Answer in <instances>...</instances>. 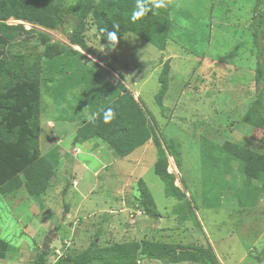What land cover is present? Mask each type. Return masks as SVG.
<instances>
[{
  "label": "rangeland",
  "instance_id": "374dc122",
  "mask_svg": "<svg viewBox=\"0 0 264 264\" xmlns=\"http://www.w3.org/2000/svg\"><path fill=\"white\" fill-rule=\"evenodd\" d=\"M53 1L62 6L74 2ZM255 8L256 0H175L170 5V39L163 51L133 33L123 35L122 45L106 49L95 27L87 24L89 54L80 49L85 55L83 63L97 70V86L104 91L116 95L117 84L125 85L153 117L162 138L179 142L180 166L169 157L167 170L175 174V184L192 209L189 213L184 206L178 212L176 206L181 202L165 194L164 183L154 173L156 149L151 140L142 151L136 148L125 153L121 151L129 148L121 149L125 153L121 156L101 140L91 139L102 148L94 152L96 158L84 152L73 159L79 164L73 178L61 169V177L56 174L37 197L30 196L23 186L9 194L0 193V239L11 246L0 264H33L49 233L56 236H50L48 264L54 259L53 250L64 241L71 243L70 253L74 255L92 241L106 246L144 239L210 245L220 261L217 264H264V185H259L257 193L242 194L237 190L242 183L237 162H228L225 169L221 167L222 171L214 174L217 170L204 163L201 153L202 139L217 145L230 141L253 150L264 168L262 129L243 122L262 88L255 77L261 60L252 26ZM259 9L264 10V0ZM34 28L36 33L28 44L35 53L42 49L40 34L68 43L63 29ZM164 62L169 64L168 87L160 106L155 96ZM47 102L53 104L54 100L43 94V106ZM65 105L68 109L62 118L70 132L71 117L81 116L83 111L75 109L72 100ZM73 179L79 184L77 188ZM139 179L148 186L160 218L146 213L138 191ZM123 203L130 209L120 217L109 214V205L119 210ZM66 206L73 209L68 219ZM179 215L188 218L179 221ZM142 264L199 263L143 259Z\"/></svg>",
  "mask_w": 264,
  "mask_h": 264
},
{
  "label": "trees",
  "instance_id": "16d2710c",
  "mask_svg": "<svg viewBox=\"0 0 264 264\" xmlns=\"http://www.w3.org/2000/svg\"><path fill=\"white\" fill-rule=\"evenodd\" d=\"M262 4L263 0H256L252 21L261 58L255 77L262 88L258 89V95L245 113L243 122L261 128L264 136V10L259 9ZM135 9L136 0H74L67 6L53 0H0L1 194L12 193L23 186L30 196H40L57 174L61 157L59 149L55 147L46 154H40L38 149L39 94L41 83L46 82L55 84V90L60 92L58 101L72 100L74 107L83 111L74 143L101 140L118 155L124 156L128 151L151 140L156 149L154 173L164 183L165 194L181 202L176 206L178 212L185 209V206L190 213V202L175 184V174L167 170L169 157L180 166L179 142L172 138H162L153 117L125 85L117 84L119 93L116 95L106 89L104 91L97 86V70H92L83 63L85 55L81 50L89 54V46L85 40L88 23L95 27L97 36L106 49L113 47L107 40V33L101 30L113 31V24L120 26L117 31L119 43L116 47L122 45L124 34L133 33L160 51L166 48L170 39V6L153 8V11L132 23L131 16ZM8 20L15 22L9 23ZM26 25L30 28H26ZM35 26L63 29L68 43H59L46 34H40L39 45L42 49L38 53L29 50L28 43L36 33ZM22 36L25 38L22 39ZM262 38L263 42L259 44ZM95 65L100 68L97 63ZM168 69V62H164L159 76L160 87L155 96L160 106V99L168 87ZM108 108L115 110L116 118L106 124L103 115ZM93 113L99 114L94 123L88 119ZM125 148L129 150L121 151ZM201 153L204 163H209L211 170H217L214 174L222 171L219 170L221 167H227L228 162L235 160L242 176V183L240 181L241 185L237 190L242 194L257 193L259 185H264V168L253 150L230 141L217 145L208 139H202ZM137 183L146 213L155 219L160 218L148 186L142 179ZM187 218L178 216L179 221ZM196 224L200 225L197 219ZM10 250V244L0 239V259H4ZM48 253L37 252L33 264H48ZM141 259L167 263H218L216 253L210 245H181L144 239L106 246H98L92 241L82 251L74 255L69 253L59 264H139Z\"/></svg>",
  "mask_w": 264,
  "mask_h": 264
},
{
  "label": "crops",
  "instance_id": "0c3cea01",
  "mask_svg": "<svg viewBox=\"0 0 264 264\" xmlns=\"http://www.w3.org/2000/svg\"><path fill=\"white\" fill-rule=\"evenodd\" d=\"M56 86L54 83H46L42 82L40 86V94H39V99H40V113H39V135H38V149L40 151V154H46L53 148H58L59 152L61 154L60 161H59V166L57 170V176L61 177L62 174H60L61 169H65V173H68L69 178H73L72 176L75 174L77 168L79 167V164L74 161L73 159L77 158L78 155L83 154L86 152V156H91L93 157L94 152H99L101 150V145L98 142H95L93 140L85 141L84 143H74V137L76 134V131L80 125V120H77L75 117H81V116H73L71 117L73 120L69 122V125H71L70 132H68V129L66 128V122L67 121L65 118L63 119V111L65 108L68 109V106L65 105L63 99L58 101V98H60V92H57L55 90ZM45 94L47 97L50 96L53 100L54 103L47 102L45 106L42 104V95ZM58 94V95H57ZM64 94V93H63ZM52 104V105H51ZM76 109V108H75ZM81 109V108H80ZM78 109V110H80ZM58 114L55 116V114ZM42 114L43 117H42ZM61 118L60 121H58V118ZM65 120V121H63ZM69 120V119H68ZM150 145V141H148L146 144L138 147L137 149L142 151ZM85 147L90 150L87 151L85 150ZM78 150L79 152L76 153L75 150ZM110 154H112V150H109ZM95 157V156H94ZM96 158V157H95ZM128 161L132 162V160L126 158ZM118 160L115 158L114 161ZM138 162H141L138 161ZM61 166L63 168H61ZM60 167V168H59ZM102 167H105V165H102ZM100 168V169H101ZM99 171H94V174H97ZM132 174V172H131ZM132 177V176H130ZM74 188L78 187L77 180L73 179ZM109 214H117L119 217L121 214H123L125 211L129 210L130 208L127 207L125 203L121 204L119 210H114L110 205H109ZM66 213H65V219H68L69 216H71L72 212V207H67L66 206ZM112 217V216H111ZM108 219V217H106ZM111 220V219H110ZM121 223V222H120ZM106 225L108 226V229H111V226L108 222H106ZM110 227V228H109ZM112 229H116L115 226L112 225ZM104 230V229H103ZM105 231V230H104ZM107 231V230H106ZM164 237L165 235L163 233ZM142 260H139L138 263L142 264ZM218 263H220L218 259Z\"/></svg>",
  "mask_w": 264,
  "mask_h": 264
},
{
  "label": "clouds",
  "instance_id": "9594fccd",
  "mask_svg": "<svg viewBox=\"0 0 264 264\" xmlns=\"http://www.w3.org/2000/svg\"><path fill=\"white\" fill-rule=\"evenodd\" d=\"M175 0H136V9L133 11L131 16V22L135 23L137 20L143 18L147 15L148 12L153 11V8L160 9V8H167L170 5H173ZM179 6L178 4L176 5ZM118 24H113V31H107L106 29H102L107 33V40L112 45L113 49L119 43V37L117 36V31L119 30ZM98 113H93L90 116L89 122H95V119L98 117ZM116 118V113L113 108H108L103 115L104 123H111L112 120Z\"/></svg>",
  "mask_w": 264,
  "mask_h": 264
},
{
  "label": "built area",
  "instance_id": "2783aa9c",
  "mask_svg": "<svg viewBox=\"0 0 264 264\" xmlns=\"http://www.w3.org/2000/svg\"><path fill=\"white\" fill-rule=\"evenodd\" d=\"M26 27L28 28L29 25H26ZM75 152L78 153L79 151L76 149ZM70 247L71 243L69 241H64L59 248L54 249V259L50 262V264H59V260L66 257L70 253Z\"/></svg>",
  "mask_w": 264,
  "mask_h": 264
},
{
  "label": "water",
  "instance_id": "95a60500",
  "mask_svg": "<svg viewBox=\"0 0 264 264\" xmlns=\"http://www.w3.org/2000/svg\"><path fill=\"white\" fill-rule=\"evenodd\" d=\"M50 236H51L52 238H54V237L56 236V234H55V233H49V234L47 235V237L45 238L44 243H43V245H42V248H41L40 251H39L40 253L47 252V251L49 250L50 242H51V238H50Z\"/></svg>",
  "mask_w": 264,
  "mask_h": 264
}]
</instances>
